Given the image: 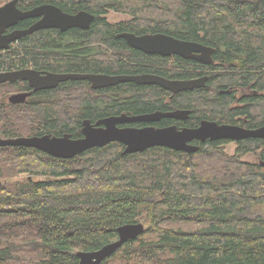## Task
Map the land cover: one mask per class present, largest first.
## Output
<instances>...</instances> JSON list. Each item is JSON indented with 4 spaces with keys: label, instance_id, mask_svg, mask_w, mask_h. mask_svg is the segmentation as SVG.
I'll return each instance as SVG.
<instances>
[{
    "label": "trees",
    "instance_id": "obj_1",
    "mask_svg": "<svg viewBox=\"0 0 264 264\" xmlns=\"http://www.w3.org/2000/svg\"><path fill=\"white\" fill-rule=\"evenodd\" d=\"M43 1L22 0V8ZM58 1L65 9L95 15L88 29H72L76 43L72 61L64 66L72 73L207 75L206 85L165 103L170 92L158 85L124 82L92 89L88 81L72 80V94L62 90L56 106L7 101L4 107L15 112L0 115L11 124L0 129L3 137L71 133L78 138L84 118L94 122L124 110L139 114L169 107L228 123L247 115L254 125H264V0ZM111 10L128 13L129 20L111 22ZM123 31L201 42L215 48L214 62L177 56L167 70L170 57L132 48L118 37ZM42 42L36 32L12 53L0 52V69L42 62ZM59 43L55 38L51 45ZM249 84L259 95L232 107L233 93L226 89ZM124 93L132 96L122 98ZM224 143H201L195 152L152 146L123 154L125 145L114 141L72 158L0 146V179H5L0 182V264H79V250L99 249L117 238L120 225L141 220L148 225L144 233L102 264H264V213L242 214L246 207L264 208V166L242 159L255 152L264 160V139L238 141L234 155ZM22 172L45 179L11 180Z\"/></svg>",
    "mask_w": 264,
    "mask_h": 264
},
{
    "label": "water",
    "instance_id": "obj_2",
    "mask_svg": "<svg viewBox=\"0 0 264 264\" xmlns=\"http://www.w3.org/2000/svg\"><path fill=\"white\" fill-rule=\"evenodd\" d=\"M18 0H12L0 7V48L9 47L10 42L45 27H60L88 29L95 19V15L81 10L75 14L65 13L55 5L37 6L31 10H21L17 6ZM42 19L27 29L16 30L10 34H3L6 27L17 24L20 20L32 17ZM127 40L130 46L148 54H160L163 56L179 55L186 59H194L203 64L214 62L213 54L215 48L198 41L184 40L165 33L136 34L134 32H122L119 34ZM72 78L74 80H89L93 89L105 88L117 85L122 82H136L138 84H156L164 89L178 93L187 89L200 88L206 85L208 76L204 75L190 79H170L156 74H105V73H72L56 74L42 78L40 74L32 69H22L11 72H0V84L26 80L38 90L42 87H54L58 82ZM52 80L51 85H43L42 81ZM30 93H14L10 95L9 101L12 104H20L26 101ZM190 110L178 109L175 111H156L148 114L111 115L101 118L93 123L90 119L83 120L81 129L82 136L73 138L70 133L61 136L52 134L3 137L0 134V146H27L38 148L52 156L61 158H72L77 154L97 147L106 146L117 141L125 145L123 154L145 150L152 146H166L174 150L195 152L200 149L199 145L191 141L200 140L205 142L231 139L242 140L247 138L264 139V125L255 129H247L235 124H220L213 120H203L197 128H185L179 130L176 126L155 127L146 126L120 127L123 123L154 122L163 117L185 119ZM264 166V160L260 161ZM146 226L143 222H132L120 225L117 228L118 236L115 240L108 242L96 250H79V264H102L106 259L115 254L128 240L135 239L144 233Z\"/></svg>",
    "mask_w": 264,
    "mask_h": 264
},
{
    "label": "flooded vegetation",
    "instance_id": "obj_3",
    "mask_svg": "<svg viewBox=\"0 0 264 264\" xmlns=\"http://www.w3.org/2000/svg\"><path fill=\"white\" fill-rule=\"evenodd\" d=\"M10 1H12V0H8L4 4H6ZM76 1H80V0H76ZM59 2L60 1H58V0H44L43 2H40L36 5L30 6V7L24 9V8H22V5L24 4L22 2V0H18L17 6H18V8H20L21 10H24V11L31 10L37 6H42V5H55L59 8H61L65 13H68V14H75L81 10L88 11L86 9H79V10H74V11H72L71 9H65L64 7H62L59 4ZM4 4H1L0 7L3 6ZM26 5H28V4H26ZM42 17H43V15H41L39 17H32V18H26V19L20 20L17 24H15L13 26L6 27L3 30V34H10L16 30L27 29L30 26H32L34 23H36L37 21L42 19ZM25 20L28 21V23L26 25H23L24 23H22V22ZM74 28H78V27H74ZM72 29H73L72 27L65 29V30L61 29L60 27H45V28H41V29L33 32V33L37 32L41 36V38L43 39L41 47L45 46L47 48V49L42 48V50H41V47H40V51L42 53V56L40 58L42 59V62L35 65L33 62L29 61L28 63H26L24 65L19 64V65L13 66L11 68H2V69H0V72H11V71H17V70H22V69H32V70L37 71L42 78H47V77H50V76H53L56 74H72V70L69 71L68 68L64 67L66 61H72V42L74 40V38L72 37ZM123 32H127V31H123ZM121 33H119V34H121ZM119 34H118V37H119ZM143 34H145V33H143ZM139 35H141V34H139ZM27 36H29V35H27ZM27 36H24L22 38H25ZM22 38L10 42L8 48H5V49L0 48V52L5 53V54L9 53V52L12 53L15 50L14 47L16 48L20 44V40ZM55 38H57V39L60 38V43L57 46H52L51 44L55 40ZM73 43H76V42H73ZM88 47L90 48L91 46L88 45ZM132 48H134V47H132ZM48 49H50V50H48ZM158 55H160V54H158ZM161 56H163V55H161ZM177 56H179V55L173 54V55H169V56H164L166 58L170 57V59L167 60V66H166L167 70H170L174 66V64L176 63V60H177V58H176ZM179 57H181V56H179ZM192 60H194V59H192ZM89 73H92V72H89ZM146 73L147 74L160 75V74L154 73V72L133 73L130 75H139V74H146ZM105 74H108V73H105ZM120 74H125V73H120ZM160 76H164V77L168 78L167 75H160ZM201 76L202 75L197 76V77H201ZM197 77H192V78H197ZM170 79L182 80V79H188V78L174 77V78H170ZM72 80H74V79L69 78L67 80H63V81L58 82V84L54 87L53 86L52 87H42L38 90H35L34 87H32L30 85V82L26 81V80H16L14 82H11V81L5 82V83H1L0 86L5 85V84H11L14 87V89H18L16 92H12L11 94L7 93V94H9L8 95V101H9L10 95H12L14 93H30L29 96L26 98V101L24 103H20V104H29L31 102L37 101V102H40L44 105L53 104L56 106V105L61 103V101H60L61 96L59 95V93L62 90L63 91L67 90L64 94H66L68 92H70L72 94V86H71ZM84 81H88L89 85L91 86V82L89 80H84ZM129 82H131V81H129ZM42 83H43V85H51V83H53V81L44 79L42 81ZM122 83H124V82H122ZM133 83H136V82H133ZM136 84H138V83H136ZM148 85H156V84H148ZM19 87H20V89H19ZM105 88H107V87H105ZM168 92H170V94L167 95V98H166L167 101H165V103H171V100H172L174 94L179 93V92L173 93L172 91H169V90H168ZM225 93L226 94L233 93V100H232L233 102L231 105L232 107L241 106L242 101L245 98H248L250 95H259V92L255 89H253L252 84H249L246 86H241V87L230 86L228 89H226ZM131 96L132 95H130V94L124 93L121 97L122 98H130ZM9 103H11V102L9 101ZM20 104H13V105H20ZM178 109H184V110L187 109V110H190V112L187 114V117L185 119L163 117L162 119H160L158 121H154V122L123 123V124H120L119 126L120 127H137V128H142V127H146V126H155V127H160V128L176 126L179 130H182L185 128H197L200 126V124L203 120H213V121H216L220 124H225V123L235 124V125L245 127L247 129H255V128H258L260 126H263V124L262 125H258V124L254 125L251 122V120H252L251 115H250L251 116L250 118L247 115H237L234 117L236 120V122H234V123L219 122L217 119H212V118H205V117L196 118V116L191 111L192 109H188V108H184V107H174V108L169 107L168 109H164V110L156 109L154 111L139 113V114H135L133 112L128 113L127 111L124 110L120 114L126 113L128 115H140V114L153 113L156 111H164V112L175 111ZM120 114H116V115H120ZM84 119H87V118H84ZM99 119H101V118H99ZM99 119H97V120H99ZM193 119H196V120H193ZM83 120H82V124H81V129L83 126ZM97 120H95L93 123H95ZM63 134H65V133H63ZM59 136H61V135H59ZM259 139H261V138H259ZM223 140L226 141V143H224L223 145L230 143V142H235L238 145V141H240V140L235 141V140H231V139H222L219 141L222 142ZM208 141H211V140L207 139L205 142H202L200 140L194 139L193 141H191V143L200 146L201 143H207ZM215 141H218V140H215Z\"/></svg>",
    "mask_w": 264,
    "mask_h": 264
},
{
    "label": "rangeland",
    "instance_id": "obj_4",
    "mask_svg": "<svg viewBox=\"0 0 264 264\" xmlns=\"http://www.w3.org/2000/svg\"><path fill=\"white\" fill-rule=\"evenodd\" d=\"M8 0H0V5L1 4H4L5 2H7ZM129 14L128 13H122V12H118V11H109V13L107 14V17L108 19L111 21V22H120V21H124V20H129ZM18 89H14V88H11L8 84L2 86L0 88V93H5V96H1V98L4 97V104H3V101L1 100L0 101V115H2L1 113L3 112H6L9 113L10 115H12L15 111H12L13 109L12 108H6L4 107L6 104H7V101H8V95L11 94L12 92H16ZM6 92H8L9 94L6 95ZM3 105V106H1ZM17 121V120H16ZM18 122V126L20 124L19 121ZM11 124L7 121H4V120H1L0 121V129L1 128H7V127H10ZM237 147L238 145L235 143V142H230V143H227L225 145H222V148L230 155H234L237 151ZM2 153H0L1 155ZM243 161L245 162H248V163H258L260 161V157H259V154L255 153V152H251V153H248L246 155H244L242 157ZM28 176H31V178H37V179H41V180H44L45 177L44 175L42 174H28V173H19L15 176H13L11 178L12 181H15V180H24L26 179ZM4 178L0 179V182H4ZM261 213H264V208L263 207H260V206H252V207H246L244 209V212L242 213L243 215H246L248 217H253L255 215H259ZM144 220H141V222H143ZM145 224V226L147 227L148 225L145 223V221L143 222ZM191 224V225H190ZM175 226H184V227H195L196 224H193V223H188V224H181V223H175L173 224ZM20 248H18L17 252H19Z\"/></svg>",
    "mask_w": 264,
    "mask_h": 264
},
{
    "label": "bare ground",
    "instance_id": "obj_5",
    "mask_svg": "<svg viewBox=\"0 0 264 264\" xmlns=\"http://www.w3.org/2000/svg\"><path fill=\"white\" fill-rule=\"evenodd\" d=\"M187 110V109H186Z\"/></svg>",
    "mask_w": 264,
    "mask_h": 264
}]
</instances>
